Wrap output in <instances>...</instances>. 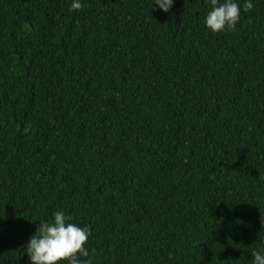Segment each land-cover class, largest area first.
<instances>
[{
  "label": "trees",
  "instance_id": "trees-1",
  "mask_svg": "<svg viewBox=\"0 0 264 264\" xmlns=\"http://www.w3.org/2000/svg\"><path fill=\"white\" fill-rule=\"evenodd\" d=\"M252 2L214 35L205 0L170 13L0 0V264H30L38 222L61 210L91 229V264H251L264 247V0Z\"/></svg>",
  "mask_w": 264,
  "mask_h": 264
},
{
  "label": "clouds",
  "instance_id": "clouds-1",
  "mask_svg": "<svg viewBox=\"0 0 264 264\" xmlns=\"http://www.w3.org/2000/svg\"><path fill=\"white\" fill-rule=\"evenodd\" d=\"M175 0H154L152 11L158 9L170 13ZM209 11L204 17V26L212 34L235 31L241 13L253 9L252 0H205ZM82 0H72L71 11L82 10ZM30 126L24 132L30 131ZM264 222V221H262ZM92 233L88 226L74 222L73 216L65 211H56L51 220H40L37 230L25 246L30 264H91L88 243ZM251 264H264V247L252 254Z\"/></svg>",
  "mask_w": 264,
  "mask_h": 264
}]
</instances>
